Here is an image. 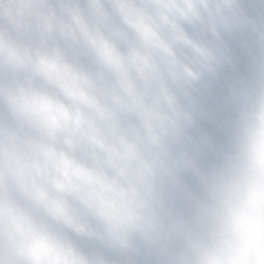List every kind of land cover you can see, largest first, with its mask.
Segmentation results:
<instances>
[{"label":"clouds","instance_id":"1","mask_svg":"<svg viewBox=\"0 0 264 264\" xmlns=\"http://www.w3.org/2000/svg\"><path fill=\"white\" fill-rule=\"evenodd\" d=\"M0 264H264V0H0Z\"/></svg>","mask_w":264,"mask_h":264}]
</instances>
